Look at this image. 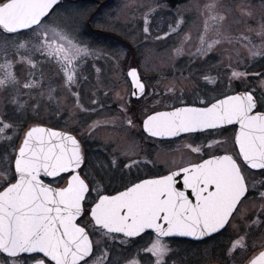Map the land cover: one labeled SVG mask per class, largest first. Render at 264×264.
Here are the masks:
<instances>
[{
	"label": "snow or ice",
	"instance_id": "6c2138e0",
	"mask_svg": "<svg viewBox=\"0 0 264 264\" xmlns=\"http://www.w3.org/2000/svg\"><path fill=\"white\" fill-rule=\"evenodd\" d=\"M139 7L150 35L158 4ZM192 7L202 23L192 55L222 50L229 91L186 102L182 83L169 82L162 95L149 91L136 67L127 71V94L114 93L123 129L190 141L178 146L191 157L186 163L146 178L132 172L141 164L134 154L97 166L77 136L40 126L45 105L55 102L59 111L60 101L38 65L54 66L57 83L89 111L77 84L82 63L103 54L82 38L98 18L69 11L65 0H0V264H173V237L205 244L224 237L211 259L235 264L244 255L245 264H264V72L240 70L241 58L264 65V0H195ZM186 23L178 12L156 39L179 36ZM191 39L184 36L177 56ZM203 79L219 88L215 77ZM237 81L242 91L232 88ZM94 95L93 105L107 106Z\"/></svg>",
	"mask_w": 264,
	"mask_h": 264
},
{
	"label": "rangeland",
	"instance_id": "374dc122",
	"mask_svg": "<svg viewBox=\"0 0 264 264\" xmlns=\"http://www.w3.org/2000/svg\"><path fill=\"white\" fill-rule=\"evenodd\" d=\"M200 2H203V0H200ZM193 3H195V0H65L69 11L74 8L81 9L85 11L88 19L98 18L100 23L91 27L93 36L89 34L90 37H88L85 34L82 38L90 47L99 50L103 54L99 59H87L79 69L80 77L77 89L81 92V104L89 111H82L77 108L74 98L60 83H57L60 81V75L55 67L42 64L45 83L46 85L51 83L52 87L56 89V92L59 93L57 100L60 103L59 111L56 110L57 104L55 102L45 105L39 118L41 124L66 130L69 128L76 132L85 143L86 155L97 166H107L106 164L110 159H115L119 164L120 161L129 159L133 154L135 158L139 156L137 159L145 158L146 155L140 149L136 150L138 141L136 133L140 129L137 128L132 132H126L123 129L118 111L119 101L114 95L115 92L121 91V89L125 90L121 92L122 95L127 94L126 90L130 85L125 81L128 80L126 73L129 68L137 66L141 71H144V79H146L148 85L153 86L149 88V91H152L153 88H162L159 92L163 95L167 84L176 81L182 83L184 97L194 98L201 91L200 87L206 82L205 80L200 78L194 80L169 79L165 80V83H156L155 76L150 74L154 69L156 71H169V68H172L175 71L174 68L179 66V62L188 61V65L193 67L194 71L214 73L211 76L215 77L219 84V88H216L218 95L229 91L226 87L230 75L229 62L222 50L217 49L205 57L192 55L195 51L196 37L202 30L201 18L192 7ZM141 4L145 6H156L158 4L156 12L150 18L152 20L149 26L150 35L144 34L142 31L144 9L139 7ZM178 12L184 16L187 22L186 26H182L184 32L179 36L173 34L157 40V35L164 37L169 24L175 19ZM104 21H107V23ZM185 35H190L192 39L184 44V54L177 56L175 49L180 46ZM255 42L259 43L258 40ZM120 51L126 54L122 56L119 64L116 65L113 63L115 54ZM241 51L243 52V50ZM244 55H247V53L245 52ZM236 59V57L232 59L233 67L236 65ZM207 63L208 66H205ZM203 66L205 68H202ZM245 67L250 72H264V65L259 62V58L256 61L241 58L240 70ZM25 72H27V69H25ZM248 83L255 84L256 81L250 77ZM232 88L243 90L238 81L232 84ZM105 92L108 93V97H111V99L103 95ZM92 94H95V99L106 103L107 106L98 107L93 105L90 98ZM173 101L175 100H169V103ZM93 108L96 110L92 111ZM88 132L91 134L88 135ZM226 135L228 136V134ZM219 139H223V137H219ZM133 141L135 142L134 146ZM230 147L231 142L229 141ZM124 153H128V156H125ZM222 242H226L224 237L219 238L217 241H210L208 244L204 242L199 244L172 243L175 252L172 262L173 264L219 262L216 259H211V256L213 255V249H216V245ZM257 242L259 243L258 239ZM179 249L188 251L181 253ZM206 249L207 255H205ZM189 250L196 251L198 255L191 257ZM216 253V255H219L218 249H216ZM244 263V255L235 258V264Z\"/></svg>",
	"mask_w": 264,
	"mask_h": 264
},
{
	"label": "flooded vegetation",
	"instance_id": "af4514ba",
	"mask_svg": "<svg viewBox=\"0 0 264 264\" xmlns=\"http://www.w3.org/2000/svg\"><path fill=\"white\" fill-rule=\"evenodd\" d=\"M92 33H93V30L90 29L89 31H87L86 36L90 37L89 34L93 36ZM184 64H185V66H183ZM178 65L179 66H176L177 68H174L175 71L172 68H169L170 69L169 71H156V69H154V71L151 72L150 74L152 76H155L154 80L156 83L157 82H159V83L164 82L165 83V80H169V79H190V80L193 79L194 80L195 78H200V79L204 80L203 76L205 74H208V75L214 74L212 72L194 71L193 67L188 65V61L187 62H179ZM186 65H188V66H186ZM205 66H208V63ZM205 66H203L202 68H205ZM133 67H136L137 70L141 73V76L144 78V71H141V69L137 66H133ZM41 70L44 72L43 65H38V67H37L38 76H39ZM129 70H130V68L128 69V71ZM192 85H194V84H192ZM161 89L162 88H159V89L155 88L154 90L159 92ZM200 89H201V91L194 98L184 97L185 101L187 102L189 99L195 100L197 96L202 95L203 91H207L208 95L210 97L218 96V94H219V93L218 94L216 93L217 89H216L215 85H210V84L206 85V82L203 84L202 87H200ZM213 89H215V90H213ZM165 100L167 103H169V100H167L166 97H165ZM135 102H136L135 98H133V103H135ZM171 103H176V101H173ZM40 125H44V124H40ZM45 126L51 127L49 125H45ZM64 127L66 128V126H64ZM51 128L63 130L65 132L73 134L74 136H77V138L81 141L82 148L86 152L85 143H83V139H81V137L78 136V134L76 132L70 130L69 128H67V130L62 129V128L53 127V126ZM227 134H228V137L230 138L231 131ZM197 135L200 136L199 142H203L205 139V135H201V134H197ZM136 136L138 137L136 150L140 149L142 151V153L146 155V157L145 158L142 157V158L138 159L141 162L140 167H139V169H136L134 167L132 169V172H136L137 174L142 175L146 178H153L154 174L156 172L166 171V169L170 166V164L172 162H174L175 164L186 163L187 160L191 158V157L187 156L182 151V149L178 148V146L181 145L182 143L190 142V141H179V140H177L176 144H170V143L164 142V140H162L160 138H152V137L148 136L146 133L141 134V131H137ZM217 139H219V137H217ZM229 141L231 142L230 139H229ZM138 157H136V158H138ZM106 165L108 166V164H106ZM107 166H105V167H107ZM124 171H128V169H124ZM137 239H139V238H137ZM178 242H185V243L188 242L191 244L202 243V241H193V240L183 239V238H171L170 239L171 244L172 243H178ZM179 250L181 253L182 252L185 253V251L186 252L188 251V250H183V249H179ZM190 252H191L190 253L191 257H193V256L195 257L196 255H198L196 251H190ZM212 253H213V251H212ZM215 254H217V253H215ZM185 257H186V255H185ZM211 263L220 264V262H217V261L201 262V263H197V264H211ZM187 264H190V263H187Z\"/></svg>",
	"mask_w": 264,
	"mask_h": 264
},
{
	"label": "water",
	"instance_id": "95a60500",
	"mask_svg": "<svg viewBox=\"0 0 264 264\" xmlns=\"http://www.w3.org/2000/svg\"><path fill=\"white\" fill-rule=\"evenodd\" d=\"M130 79V78H129ZM240 91H242V90H240ZM232 94H234V93H232ZM40 126H42V127H46V128H48V129H51V130H55V131H61V132H65V131H63V130H59V129H55V128H51V127H48V126H45V125H40ZM68 133V132H67ZM71 134V133H70ZM73 135V134H72ZM161 139V138H160ZM173 238H184V239H190V240H195V239H193V238H190V237H173ZM195 241H199V240H195ZM211 264H218V263H211Z\"/></svg>",
	"mask_w": 264,
	"mask_h": 264
}]
</instances>
